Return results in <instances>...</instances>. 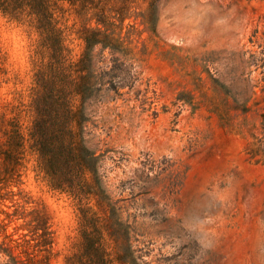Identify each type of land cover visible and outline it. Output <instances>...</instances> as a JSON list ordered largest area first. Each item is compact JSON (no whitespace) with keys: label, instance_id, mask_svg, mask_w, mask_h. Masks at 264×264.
Returning a JSON list of instances; mask_svg holds the SVG:
<instances>
[{"label":"rangeland","instance_id":"374dc122","mask_svg":"<svg viewBox=\"0 0 264 264\" xmlns=\"http://www.w3.org/2000/svg\"><path fill=\"white\" fill-rule=\"evenodd\" d=\"M36 1L0 9V145L18 135L0 264H65L82 208L107 264H264V0ZM53 68L95 159L78 196L50 185L30 135L42 92L53 134Z\"/></svg>","mask_w":264,"mask_h":264},{"label":"trees","instance_id":"16d2710c","mask_svg":"<svg viewBox=\"0 0 264 264\" xmlns=\"http://www.w3.org/2000/svg\"><path fill=\"white\" fill-rule=\"evenodd\" d=\"M45 2L36 0H0V9L11 17L20 16L26 8L34 13L45 9ZM85 50L82 58L74 66L78 71L85 68L86 62L90 59L89 51L91 47L99 42L95 32L84 35ZM59 37L53 28V64L58 57ZM57 74L53 68V134L44 127L45 124V94L42 92L39 97L40 103L37 107V115L30 132L31 138L37 145L39 153V167L46 173L49 183L53 188L65 189L78 196L87 188L85 182L80 180L84 170L93 167L92 153L83 152L81 146L76 142V132L69 127V122L73 114L68 105L67 99L63 95V90L56 84ZM83 78L77 85L78 92L82 91ZM36 108V107H35ZM43 110V112H41ZM18 135L7 134L6 139L0 145V175L3 177L13 174V163L18 159V152L13 151ZM78 177V180L75 179ZM81 236L82 241L77 253L66 258L65 264H107V260L101 255V249L97 237L93 236L87 227L95 223V218L89 213V209H81Z\"/></svg>","mask_w":264,"mask_h":264}]
</instances>
